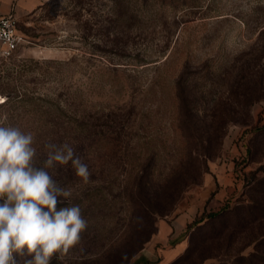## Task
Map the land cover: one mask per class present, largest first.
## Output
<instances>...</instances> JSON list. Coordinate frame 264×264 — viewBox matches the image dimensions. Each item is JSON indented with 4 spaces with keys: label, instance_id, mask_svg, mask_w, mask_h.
<instances>
[{
    "label": "rangeland",
    "instance_id": "obj_1",
    "mask_svg": "<svg viewBox=\"0 0 264 264\" xmlns=\"http://www.w3.org/2000/svg\"><path fill=\"white\" fill-rule=\"evenodd\" d=\"M17 15L0 123L34 133L37 166L45 143L68 142L91 173L48 170L87 221L52 264H132L145 248L156 264H264V0H48Z\"/></svg>",
    "mask_w": 264,
    "mask_h": 264
},
{
    "label": "clouds",
    "instance_id": "obj_2",
    "mask_svg": "<svg viewBox=\"0 0 264 264\" xmlns=\"http://www.w3.org/2000/svg\"><path fill=\"white\" fill-rule=\"evenodd\" d=\"M35 142L34 133L0 123V264H52L87 229L79 205L61 206L72 191L48 170L71 163L88 183V165L70 143L47 142L46 159L37 166Z\"/></svg>",
    "mask_w": 264,
    "mask_h": 264
},
{
    "label": "crops",
    "instance_id": "obj_3",
    "mask_svg": "<svg viewBox=\"0 0 264 264\" xmlns=\"http://www.w3.org/2000/svg\"><path fill=\"white\" fill-rule=\"evenodd\" d=\"M46 1L48 0H0V16L7 15L10 12H15L16 14L32 13ZM172 224H175L176 227ZM172 224L170 225V234L173 235V237L176 236L178 229L181 231L184 230L181 222L176 221V223ZM180 233H178V235ZM162 253L163 256L166 257V253H168V251L164 250ZM170 255L172 256L173 252H169V256ZM160 256L161 253L157 254L155 250L145 248L136 259L134 258L132 264H156L158 257Z\"/></svg>",
    "mask_w": 264,
    "mask_h": 264
},
{
    "label": "built area",
    "instance_id": "obj_4",
    "mask_svg": "<svg viewBox=\"0 0 264 264\" xmlns=\"http://www.w3.org/2000/svg\"><path fill=\"white\" fill-rule=\"evenodd\" d=\"M19 18L15 12L0 16V57H11L25 41L18 30Z\"/></svg>",
    "mask_w": 264,
    "mask_h": 264
},
{
    "label": "trees",
    "instance_id": "obj_5",
    "mask_svg": "<svg viewBox=\"0 0 264 264\" xmlns=\"http://www.w3.org/2000/svg\"><path fill=\"white\" fill-rule=\"evenodd\" d=\"M184 83H185V77H184V71H183V73L180 74L179 78L176 81V90H177V95H178V98L180 101L179 103L181 106V110L182 109L186 110V108L188 107L187 105H189V100H188L189 98L187 97V95L189 96V94L185 91L186 89H185ZM220 214H221V212H210L208 214V217H209V219L214 220ZM205 219H207V217ZM189 252H190V247H189V249H187L185 254H188ZM182 257L183 256H181L179 259H181Z\"/></svg>",
    "mask_w": 264,
    "mask_h": 264
}]
</instances>
